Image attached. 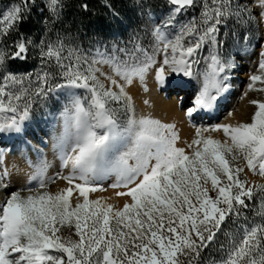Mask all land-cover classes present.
Returning a JSON list of instances; mask_svg holds the SVG:
<instances>
[{
  "label": "snow or ice",
  "instance_id": "obj_1",
  "mask_svg": "<svg viewBox=\"0 0 264 264\" xmlns=\"http://www.w3.org/2000/svg\"><path fill=\"white\" fill-rule=\"evenodd\" d=\"M131 6L140 24L90 35L66 23L67 0L0 4V140L19 153L5 164L0 148V264H264V0ZM238 57H255L253 110L197 124ZM152 84L175 93L190 139L137 105Z\"/></svg>",
  "mask_w": 264,
  "mask_h": 264
},
{
  "label": "rangeland",
  "instance_id": "obj_2",
  "mask_svg": "<svg viewBox=\"0 0 264 264\" xmlns=\"http://www.w3.org/2000/svg\"><path fill=\"white\" fill-rule=\"evenodd\" d=\"M126 1H130L131 3V0H126ZM4 3V2H1V4ZM129 2H127V8H131V10L133 11L134 14L137 15L138 18H134L132 21H136L137 25L141 23V19L138 15V10L134 9L131 5H130ZM150 3L153 5V7H160L159 8V12L156 13V16L159 17V18H162L161 16V13H162V6L163 4L161 3H156V2H151ZM110 14H108V20L106 22V26H109V29L107 30V34L111 33V32H118V30L116 29V26L115 25V20L117 21L118 23V29H123V31L125 32L127 28H130V23L127 19V17H113L111 16V12L109 11ZM158 22V20H157ZM112 26V27H110ZM251 59H255V57H252ZM251 59H249L248 57H243V58H240L238 57V60H239V66L238 68L232 73V76H231V80H230V83L232 85V87L229 89V91L227 93H225L222 97V99L220 100V111H221V114H220V117L218 119H213V121L215 123H221V122H235L234 119L232 118H229L228 117V113L231 111L234 113V116H238L240 118H244L246 116V114H250L251 111L253 110V106L251 105H248L247 104V100L248 99H253V98H257V94L254 93V92H250L248 94L247 97H245L244 99H241V96L243 95L244 91H245V85L247 84V75L253 70V67H252V63H251ZM136 102H137V105L139 107L142 108V105L140 104V100L139 98L136 99ZM151 110V109H150ZM149 110V111H150ZM152 111V110H151ZM152 113V112H151ZM152 115L157 118V119H160L162 120L163 122H167V123H175L176 126H177V129L179 131V134H180V131H181V127L175 122V121H172V120H164L166 118L165 114L162 115V117H157L155 116L153 113ZM202 117V116H201ZM210 120L212 118H209ZM208 119V120H209ZM197 120V119H196ZM187 122V120H186ZM188 124V122H187ZM207 124V123H205ZM189 125V124H188ZM194 131V129L191 128L190 129H187V131L182 135L180 134V137H181V140H184V139H190L191 137V134L192 132ZM190 134V135H189ZM44 133L43 132H40L38 134H36V138L33 139V143H36L39 139L40 136H43ZM185 135V136H184ZM214 136H216L217 134H213ZM28 138H33V134L32 132L30 131L29 134H28ZM10 145H8V143H3L2 141L0 142V148H7L9 147ZM12 153L10 154V158H9V162L8 163H11L13 161L14 158H18V151H17V148H18V144L17 143H13L12 144ZM31 155V153H30ZM50 158V156H49ZM17 162L19 163V161L17 160ZM21 166L23 167V164L21 163ZM249 180H256L257 182H260V178L259 177H252L251 175H249ZM98 195H104V196H108V195H111L109 193V190L105 193H98Z\"/></svg>",
  "mask_w": 264,
  "mask_h": 264
},
{
  "label": "trees",
  "instance_id": "obj_3",
  "mask_svg": "<svg viewBox=\"0 0 264 264\" xmlns=\"http://www.w3.org/2000/svg\"><path fill=\"white\" fill-rule=\"evenodd\" d=\"M151 2L161 3L164 5V0H150ZM1 2H8V0H0ZM126 0H67L68 7L65 10V21L68 24H71L73 28L79 26L84 32L92 34L93 32H99L103 35H107V30L109 26H106L108 20L109 9L106 6L111 4L114 9L118 10L120 15L118 17H127L131 27L137 25L136 21H132L134 18H138L136 14L133 13L131 8H127ZM86 5V9L83 7ZM131 5V3H130ZM160 7H153L154 12L158 13ZM112 16V14H111ZM117 17V18H118ZM39 15L35 11L33 16L29 21L23 26L26 31H29L35 38H39V35L42 32L41 25L39 23ZM132 19V20H131ZM116 29L119 33H124L123 29H118V23L115 20ZM112 27V26H110ZM37 63L36 60L31 57L27 63L23 66L24 68H32ZM12 67L14 69H20L21 66L18 62H14Z\"/></svg>",
  "mask_w": 264,
  "mask_h": 264
},
{
  "label": "bare ground",
  "instance_id": "obj_4",
  "mask_svg": "<svg viewBox=\"0 0 264 264\" xmlns=\"http://www.w3.org/2000/svg\"><path fill=\"white\" fill-rule=\"evenodd\" d=\"M152 91L150 94H148L147 96H145L144 94H139L137 96V98H139L140 100V104L142 105V99L143 98H148L152 101L154 107L150 110L155 116L157 117H162L163 114H165L166 118L164 120H172L175 121L180 127H181V131L180 134H184L187 129L191 130V127L187 124L186 119L183 116V111L175 106V93H169L167 95V97L165 96L164 92H157L155 90V86L154 84H152ZM183 95V93H181ZM143 107V105H142ZM221 111H220V106H219V110L217 111V113L212 116V119L210 120V116L211 114L208 115H202V117H197L196 119V123L197 124H205V123H213V119H218L220 117ZM209 119V120H208ZM190 135V134H189ZM185 136V135H184ZM5 143L3 140H0V142ZM13 143H8V145H10L7 148H11ZM5 148V149H7ZM12 149V148H11ZM9 158L10 155L6 156V160H5V164H8L9 162ZM51 158V157H50ZM109 193L111 194V190H109Z\"/></svg>",
  "mask_w": 264,
  "mask_h": 264
}]
</instances>
